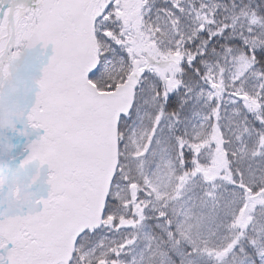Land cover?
Segmentation results:
<instances>
[{
    "label": "snow or ice",
    "instance_id": "6c2138e0",
    "mask_svg": "<svg viewBox=\"0 0 264 264\" xmlns=\"http://www.w3.org/2000/svg\"><path fill=\"white\" fill-rule=\"evenodd\" d=\"M23 14L0 40V69L25 61L0 80V264H264V0Z\"/></svg>",
    "mask_w": 264,
    "mask_h": 264
},
{
    "label": "rangeland",
    "instance_id": "374dc122",
    "mask_svg": "<svg viewBox=\"0 0 264 264\" xmlns=\"http://www.w3.org/2000/svg\"><path fill=\"white\" fill-rule=\"evenodd\" d=\"M25 1L17 5V10L14 14L11 10L7 11L3 15V19L0 20V40L9 35H13L18 41H23L30 35L33 29L34 19L31 15L25 16ZM24 59H13L10 65H5L0 69V80L9 81L12 76L17 72L23 63Z\"/></svg>",
    "mask_w": 264,
    "mask_h": 264
},
{
    "label": "water",
    "instance_id": "95a60500",
    "mask_svg": "<svg viewBox=\"0 0 264 264\" xmlns=\"http://www.w3.org/2000/svg\"><path fill=\"white\" fill-rule=\"evenodd\" d=\"M15 1H16V0H15ZM19 1H20V0H18V2H19ZM18 2H17V3H18ZM12 3H13V2H12ZM12 5H14V4H12ZM12 7H13V6H12ZM24 63H25V61L23 62L21 68L17 71L16 75L13 76V78H12L9 82H11L12 84H17L18 81H20V79L25 75ZM16 191H17V190H15V193H16Z\"/></svg>",
    "mask_w": 264,
    "mask_h": 264
},
{
    "label": "bare ground",
    "instance_id": "6f19581e",
    "mask_svg": "<svg viewBox=\"0 0 264 264\" xmlns=\"http://www.w3.org/2000/svg\"><path fill=\"white\" fill-rule=\"evenodd\" d=\"M13 3L12 4H14L13 5V8H12V13L14 14V12L17 10V2H18V0H11ZM25 1V0H24ZM16 75V74H15ZM24 78V77H23ZM23 78H21L20 80H22Z\"/></svg>",
    "mask_w": 264,
    "mask_h": 264
}]
</instances>
